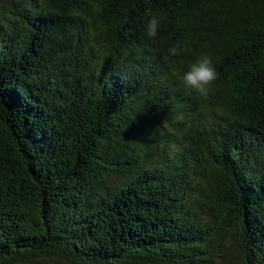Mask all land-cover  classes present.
I'll return each instance as SVG.
<instances>
[{"label":"trees","instance_id":"obj_1","mask_svg":"<svg viewBox=\"0 0 264 264\" xmlns=\"http://www.w3.org/2000/svg\"><path fill=\"white\" fill-rule=\"evenodd\" d=\"M49 259L264 264V0H0V264Z\"/></svg>","mask_w":264,"mask_h":264},{"label":"clouds","instance_id":"obj_2","mask_svg":"<svg viewBox=\"0 0 264 264\" xmlns=\"http://www.w3.org/2000/svg\"><path fill=\"white\" fill-rule=\"evenodd\" d=\"M162 17L160 15H152L146 22L145 31L148 37L155 38L161 29ZM178 49L173 47L172 54H176ZM208 54L197 57L190 62L187 69L180 76L182 84L197 95L207 97L210 93L214 81L218 77L217 63Z\"/></svg>","mask_w":264,"mask_h":264},{"label":"rangeland","instance_id":"obj_3","mask_svg":"<svg viewBox=\"0 0 264 264\" xmlns=\"http://www.w3.org/2000/svg\"><path fill=\"white\" fill-rule=\"evenodd\" d=\"M160 132L162 133V137H157L156 138V143H150L149 145L151 146L150 147V152L153 154V155H156L160 152V147H161V140L163 137H170L173 133H175L176 131L168 126L167 124L165 123H162V126L159 128ZM152 155V156H153ZM235 262H236V259H233ZM47 264H67L65 262H62V261H58L56 259H49L47 262ZM233 264H235L233 262Z\"/></svg>","mask_w":264,"mask_h":264},{"label":"flooded vegetation","instance_id":"obj_4","mask_svg":"<svg viewBox=\"0 0 264 264\" xmlns=\"http://www.w3.org/2000/svg\"><path fill=\"white\" fill-rule=\"evenodd\" d=\"M34 41H35L34 39H33V40L31 39V40L28 42V44H29L30 47H32ZM30 47H29V48H30Z\"/></svg>","mask_w":264,"mask_h":264},{"label":"bare ground","instance_id":"obj_5","mask_svg":"<svg viewBox=\"0 0 264 264\" xmlns=\"http://www.w3.org/2000/svg\"><path fill=\"white\" fill-rule=\"evenodd\" d=\"M80 218V217H79Z\"/></svg>","mask_w":264,"mask_h":264}]
</instances>
